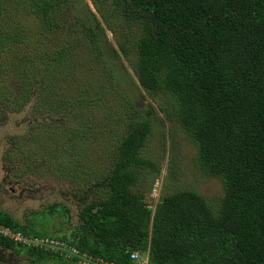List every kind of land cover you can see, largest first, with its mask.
I'll return each mask as SVG.
<instances>
[{
    "label": "trees",
    "instance_id": "trees-1",
    "mask_svg": "<svg viewBox=\"0 0 264 264\" xmlns=\"http://www.w3.org/2000/svg\"><path fill=\"white\" fill-rule=\"evenodd\" d=\"M73 1L12 0L37 17L36 26L21 33L9 24L17 9L0 0V73L20 74L16 107L53 100L58 91L46 83L51 60L61 62L79 44L84 52L85 45L66 35ZM107 1L113 12L105 23L120 53L133 59L142 89L171 100L198 165L222 180L224 196L218 212L194 190L161 197L151 209L137 184L156 170L144 154L152 126L139 122L114 144L112 166L96 184L105 197L82 208L73 240L60 237L108 264H138L130 258L134 252L147 264H264V0ZM83 31L96 60L111 51L119 58L117 50L105 55L100 47L103 29L92 24ZM29 36L39 42L22 51ZM37 71L43 75L38 88ZM0 224L22 227L2 211ZM0 248L15 245L0 237ZM18 252L32 264H79L39 249Z\"/></svg>",
    "mask_w": 264,
    "mask_h": 264
},
{
    "label": "rangeland",
    "instance_id": "rangeland-1",
    "mask_svg": "<svg viewBox=\"0 0 264 264\" xmlns=\"http://www.w3.org/2000/svg\"><path fill=\"white\" fill-rule=\"evenodd\" d=\"M6 2L17 9L9 23L13 29L23 33L36 26L37 17L28 16L23 4L3 0ZM70 5L66 35L72 44L79 41L85 47L84 52L79 50L81 44L74 47L61 62L51 60L54 71L46 83L58 91L53 100L47 96L46 102L33 99L16 107L15 97L22 95L17 84L20 74L0 73V210L14 217L27 234L73 240L71 233L80 224L82 208L105 197L96 184L112 166L115 145L131 125L147 121L152 132L144 154L156 170L148 171L137 189L146 194L151 209L161 197L194 190L218 212L224 196L222 180L205 175L198 165L196 146L173 116L171 100L141 88L133 59L120 53L116 36L105 23L113 12L110 2L74 0ZM3 19L0 16V25ZM92 24L104 30L100 31L104 53L115 49L119 58L112 51L104 59L94 58L92 43L83 35L84 27ZM29 37L22 51L38 44L35 37ZM37 78L38 88L43 79L38 71ZM61 103L65 105L60 111ZM71 130L77 131L76 136ZM51 209L54 214L49 213ZM65 209L68 214L63 216ZM14 245L13 249H0V262L32 264Z\"/></svg>",
    "mask_w": 264,
    "mask_h": 264
},
{
    "label": "built area",
    "instance_id": "built-area-1",
    "mask_svg": "<svg viewBox=\"0 0 264 264\" xmlns=\"http://www.w3.org/2000/svg\"><path fill=\"white\" fill-rule=\"evenodd\" d=\"M0 237L23 249H39L52 254H59L64 259H78L79 264H108L103 259H93L86 253L72 246L68 241L58 237L31 235L13 227L0 224ZM131 260L138 264H147L138 252L131 254Z\"/></svg>",
    "mask_w": 264,
    "mask_h": 264
},
{
    "label": "crops",
    "instance_id": "crops-1",
    "mask_svg": "<svg viewBox=\"0 0 264 264\" xmlns=\"http://www.w3.org/2000/svg\"><path fill=\"white\" fill-rule=\"evenodd\" d=\"M2 250V248H0Z\"/></svg>",
    "mask_w": 264,
    "mask_h": 264
},
{
    "label": "flooded vegetation",
    "instance_id": "flooded-vegetation-1",
    "mask_svg": "<svg viewBox=\"0 0 264 264\" xmlns=\"http://www.w3.org/2000/svg\"><path fill=\"white\" fill-rule=\"evenodd\" d=\"M1 211V210H0Z\"/></svg>",
    "mask_w": 264,
    "mask_h": 264
}]
</instances>
